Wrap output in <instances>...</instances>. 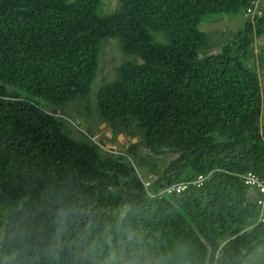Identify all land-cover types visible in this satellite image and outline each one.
Segmentation results:
<instances>
[{"label": "trees", "instance_id": "1", "mask_svg": "<svg viewBox=\"0 0 264 264\" xmlns=\"http://www.w3.org/2000/svg\"><path fill=\"white\" fill-rule=\"evenodd\" d=\"M256 3L114 0L103 12V0H0V260L18 264L9 253L21 226L63 220L71 231L131 203L161 245L189 246L191 264H264V221L241 179L264 173L251 48L264 13L246 17L216 52L200 27ZM110 39L126 60L93 106L112 138H138L119 152L72 137L55 115L87 98ZM164 154L172 159L156 165ZM179 183L180 192H161Z\"/></svg>", "mask_w": 264, "mask_h": 264}, {"label": "clouds", "instance_id": "2", "mask_svg": "<svg viewBox=\"0 0 264 264\" xmlns=\"http://www.w3.org/2000/svg\"><path fill=\"white\" fill-rule=\"evenodd\" d=\"M9 260L18 264H191V251L185 243L161 245L140 219V210L124 203L108 214H89L71 231L63 220L51 228L38 223L21 226Z\"/></svg>", "mask_w": 264, "mask_h": 264}, {"label": "rangeland", "instance_id": "3", "mask_svg": "<svg viewBox=\"0 0 264 264\" xmlns=\"http://www.w3.org/2000/svg\"><path fill=\"white\" fill-rule=\"evenodd\" d=\"M114 8V0H103V12H110ZM264 13V0H257L256 7L252 13L237 15H223L217 18H210L203 21L200 27L207 34L209 46L208 52H216L219 48L229 41L233 34L243 27L246 17L252 18L254 15ZM253 65L258 75V80L262 94V112L260 117L261 125L264 126V33L254 38L252 44ZM126 57L120 51L115 40L106 41L98 56V67L95 78L91 83L90 93L86 99L74 100L57 107L55 115L63 118L68 125V132L74 138L82 136L89 137L92 141L99 144L104 150L119 152L125 150L127 146L135 142L137 137H129L124 133H119L112 138L110 127L102 121L94 109V98L98 87L114 78L116 68L124 61ZM88 108L86 110L85 108ZM51 110V109H46ZM139 153H144L145 149L137 147ZM172 159L171 154H164L160 157L153 156L156 165L164 166ZM139 170V167H137ZM0 228V232H2ZM2 235L0 234V237Z\"/></svg>", "mask_w": 264, "mask_h": 264}, {"label": "built area", "instance_id": "4", "mask_svg": "<svg viewBox=\"0 0 264 264\" xmlns=\"http://www.w3.org/2000/svg\"><path fill=\"white\" fill-rule=\"evenodd\" d=\"M209 175L210 173L206 174L205 176L197 175L196 178L189 183L195 184L196 186H200ZM241 179L245 186L249 187L251 190H254L255 192V205L258 211L256 223L264 221V173L258 175L253 172H247L241 175ZM143 183L145 186H147L149 184V181H143ZM186 184L179 183V184L171 185L165 187L161 192L178 193L186 187Z\"/></svg>", "mask_w": 264, "mask_h": 264}, {"label": "crops", "instance_id": "5", "mask_svg": "<svg viewBox=\"0 0 264 264\" xmlns=\"http://www.w3.org/2000/svg\"><path fill=\"white\" fill-rule=\"evenodd\" d=\"M249 193H251V194L253 193V194L255 195L254 190H251V189H250V190H249Z\"/></svg>", "mask_w": 264, "mask_h": 264}]
</instances>
